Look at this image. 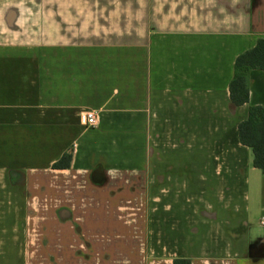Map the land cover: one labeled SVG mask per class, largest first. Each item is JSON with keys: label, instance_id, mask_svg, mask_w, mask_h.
<instances>
[{"label": "crops", "instance_id": "obj_1", "mask_svg": "<svg viewBox=\"0 0 264 264\" xmlns=\"http://www.w3.org/2000/svg\"><path fill=\"white\" fill-rule=\"evenodd\" d=\"M260 38L264 0H0V264H264Z\"/></svg>", "mask_w": 264, "mask_h": 264}, {"label": "trees", "instance_id": "obj_2", "mask_svg": "<svg viewBox=\"0 0 264 264\" xmlns=\"http://www.w3.org/2000/svg\"><path fill=\"white\" fill-rule=\"evenodd\" d=\"M264 72V39L260 38L254 48L239 55L235 61L234 76L230 83V99L235 106L250 102V72ZM240 143L252 150L253 167L264 175V108L250 106L248 118L238 125ZM71 154L64 155L53 167L66 169L70 167ZM174 264H190L187 259H176Z\"/></svg>", "mask_w": 264, "mask_h": 264}, {"label": "rangeland", "instance_id": "obj_3", "mask_svg": "<svg viewBox=\"0 0 264 264\" xmlns=\"http://www.w3.org/2000/svg\"><path fill=\"white\" fill-rule=\"evenodd\" d=\"M255 191H256V194L258 195V197L254 196V193H252V191H250V202H249V222L251 224L252 227H255L254 229H256V231H259L260 232V228H259V225H258V221L259 219H261L263 213L261 212L260 208H259V203L257 205V203L255 204V202H253V199L255 198V200L259 199V190L256 186L255 188ZM255 204V205H254Z\"/></svg>", "mask_w": 264, "mask_h": 264}, {"label": "built area", "instance_id": "obj_4", "mask_svg": "<svg viewBox=\"0 0 264 264\" xmlns=\"http://www.w3.org/2000/svg\"><path fill=\"white\" fill-rule=\"evenodd\" d=\"M81 122L87 128H93L97 125L98 116L95 112H83L81 114ZM261 224L264 225V217L261 219Z\"/></svg>", "mask_w": 264, "mask_h": 264}]
</instances>
